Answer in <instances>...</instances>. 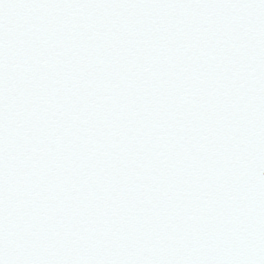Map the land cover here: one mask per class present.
Listing matches in <instances>:
<instances>
[{
    "label": "snow or ice",
    "instance_id": "6c2138e0",
    "mask_svg": "<svg viewBox=\"0 0 264 264\" xmlns=\"http://www.w3.org/2000/svg\"><path fill=\"white\" fill-rule=\"evenodd\" d=\"M0 264H264V0H0Z\"/></svg>",
    "mask_w": 264,
    "mask_h": 264
}]
</instances>
